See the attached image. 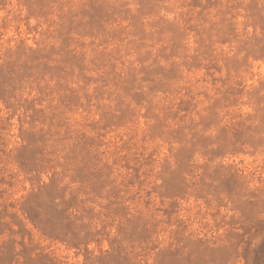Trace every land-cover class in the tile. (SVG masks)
Listing matches in <instances>:
<instances>
[{
    "label": "rangeland",
    "instance_id": "rangeland-1",
    "mask_svg": "<svg viewBox=\"0 0 264 264\" xmlns=\"http://www.w3.org/2000/svg\"><path fill=\"white\" fill-rule=\"evenodd\" d=\"M0 264H264V0H0Z\"/></svg>",
    "mask_w": 264,
    "mask_h": 264
}]
</instances>
